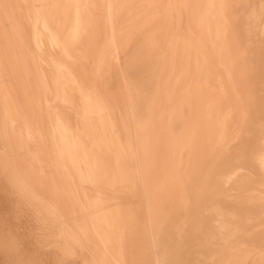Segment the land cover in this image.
Returning <instances> with one entry per match:
<instances>
[{"label": "bare ground", "instance_id": "obj_1", "mask_svg": "<svg viewBox=\"0 0 264 264\" xmlns=\"http://www.w3.org/2000/svg\"><path fill=\"white\" fill-rule=\"evenodd\" d=\"M51 1L47 0V4ZM236 1L220 0V6L211 7L203 23L199 24L206 0H134L126 9L116 39L111 44L108 42V49L104 47L98 52L94 63L89 44L85 45L79 58L70 53V47L84 34L88 24L86 13L92 0H65L60 9L64 21L60 24L58 39L52 38L49 35L52 33L48 34L47 28L41 24L36 26L34 17L39 7H36L35 0H0V71H4L9 79V84L0 88V164L6 172L3 173L10 177L17 196L37 206L38 213L45 220L57 225L58 235L68 241L71 255L81 250L87 252L90 254L88 264H218L228 258L235 244H224L225 241L231 243V239L224 240L222 232L221 236H215L209 217L233 214L236 207L238 212L247 213L251 209L250 196H246L245 189L239 192L238 199H227L228 196L226 199L206 198L212 193L205 189L212 185L208 181L209 171L217 161L226 159L229 162L235 157L238 163H242L241 168H249L258 178L259 163L262 159L264 163V120L255 111L259 95L256 100L257 92H250L252 86L245 85L249 76L245 81L240 74L238 81L246 86L243 88L234 79L236 69L232 71L237 60L231 49L241 40L233 39L236 42L232 40L234 45L230 49L229 40L232 38H227L231 31H228L227 19L231 17L230 3L234 5ZM238 8L236 17L233 16L237 19L244 14L245 7L240 9L242 13ZM236 9L233 10L236 12ZM106 13L108 19L111 18L109 2ZM67 26L70 31L64 48L60 38ZM95 29L92 38L100 45L103 33L98 34L99 30ZM140 34L143 38L132 48L135 56L129 67L137 68L146 58H156L153 71L157 67L160 75L166 47L168 42L171 44L166 68L172 90L167 100L171 108L159 123L160 134H156L155 126L144 125L142 116L146 114L141 115L143 112L140 111L139 115H134L128 98L130 92H136L126 79L117 83L111 92L105 87L114 70L123 66L118 58V48L125 51ZM249 37L255 41L253 35ZM146 42H151V47L142 50ZM241 43L237 47H241ZM39 48L47 53L46 57L40 56ZM58 63L65 67L66 74L58 70ZM90 64L95 65L98 72L92 71ZM231 71L234 78L229 76ZM253 77L250 76V82L254 81ZM196 84L205 93L206 110L210 113L208 122L198 117L199 109L193 96ZM260 103L259 106L263 102ZM180 117L183 120V125L179 123L182 128L178 124L181 129L174 125ZM175 118L178 119L175 121ZM220 119L225 121L223 128L219 126ZM234 123H237V131L232 142V133L229 140L228 133ZM180 169L189 170V184L193 187L189 206L183 205L176 197L173 177ZM148 175L152 176L155 186L151 193L143 188ZM222 184L225 185L224 181ZM122 186L131 197L152 195L155 206L150 205L148 216L146 213L148 221L146 224L145 220L143 228L139 229L136 210L131 206L99 209L105 200L99 196L100 189L96 187L106 190ZM225 233L230 237L232 232ZM175 242L181 244V251L171 262ZM234 255L232 259L248 262L243 255Z\"/></svg>", "mask_w": 264, "mask_h": 264}, {"label": "rangeland", "instance_id": "obj_2", "mask_svg": "<svg viewBox=\"0 0 264 264\" xmlns=\"http://www.w3.org/2000/svg\"><path fill=\"white\" fill-rule=\"evenodd\" d=\"M83 1H85V0H83ZM92 1H93V3L89 7V9L86 13L88 24L85 27L84 34L77 43L73 44L74 47L73 46L70 47V50H71L70 53H71L72 57L79 58L81 55V51L84 49L85 45L89 44L90 47L92 48L91 49V54H92L91 61L92 62L94 61V63H96L95 60H96V55L98 54V52L101 49H103L104 47H106L108 49L109 45L116 39L117 31H118L119 26L122 23L126 9H127V7H129L131 5V2H133L134 0H120V2H119V0H105V1L104 0H100V1L99 0H92ZM235 1L231 0V2H234V3H235ZM256 1L257 0H245V1L244 0H237L236 4H234V5H233V3H230L229 13H231L230 18L231 19L233 18V20H230V18H228L227 24H229L228 31L231 29V31H233V32L229 31L230 33H228L227 38L228 39L232 38L229 40L230 49H231V45H234L231 43L233 41H234L233 43H235L236 41H239V40H241L240 43L242 42L241 47L242 46L245 47V48L243 47L244 49L241 47H237V46H240L239 42H237L238 44L235 43V45H237V46H235V47L232 46L231 51L233 52V54H235L234 56L237 60V63H235V65L232 68L233 69L232 71H235L234 68L236 69L235 78L233 76L234 72L232 74V71L230 72L231 74L229 76H231V77L233 76L232 78L235 79L237 84L239 83L238 86H240V87L246 88V86H248V88H249L251 85L252 87H250V90L248 88L247 89L250 92H251V90H254L253 91L254 94L257 92V94H255L257 96L256 100H258V95H259V100L256 102L261 104L260 102L264 103V95H263L264 94V90H263L264 85H261L262 83L264 84V76H263L264 75V73H263L264 72V63H263V60H264V21L262 24H260V23L262 22V20H264V18H263L264 17V9H263L264 8V0L263 1L262 0L257 1V4H259V7L255 3ZM35 2H36V7L37 8L39 7V9L37 10V15L34 17L36 26L39 27V25L41 24L42 27H44L45 29L47 28L46 31L48 32V34L52 33V34H49L52 38L55 37L58 39L59 33H60V24L64 21V17L62 15L60 9L62 10V8L64 7L65 0H52L49 4H47V0H35ZM108 2L110 3V10L112 12L111 13L112 16L110 15L111 18H109V19L107 17V13H106V7H107ZM219 3H220V0H206L205 10L203 11V14H201V16L198 20V23L202 24L204 18L207 15L208 10L211 7H213L215 4L219 5ZM246 5H247V7H246ZM251 5H253V6L250 7ZM256 6L258 8H255ZM52 7H53V9H52ZM230 7H232V8H230ZM236 8L239 9L240 13L244 12V14H245L244 15L242 13L241 16H239L240 13H238V16H239L238 19L239 20L237 18H235L236 14L238 12V10ZM242 8H244L245 10L244 9H243V11L240 10ZM247 8H249V9L247 10ZM93 9H95L96 11ZM117 9H118V11H117ZM231 9L232 10L236 9V12L233 10V12H235V13H233ZM256 9H258V10H256ZM115 11L117 14L115 13ZM218 13H219V11H218ZM255 13H256V16H255ZM234 14H235V17H233ZM118 15H119V17H118ZM4 16H5V14L3 13L2 14L3 20L6 17V16L5 17ZM105 16L107 17L106 19H105ZM113 18H114V20H113ZM242 18L245 19V20L243 19L244 22H243ZM240 19L242 21H240ZM107 20H108V22H107ZM110 20H111V23H110ZM228 20H230L231 22L229 23ZM239 21H240V25L243 28L239 25V29H238L237 24H239L238 23ZM247 21L250 23H247ZM252 21H253V23H251ZM103 22H104V24H103ZM105 22H107L106 27H105ZM98 25H99V28H98ZM233 26L237 30L234 29ZM232 27L234 30L232 29ZM95 28L97 30H99L98 34L101 35L103 33L102 34L103 36L101 35V37H100V40L103 38L102 41H100L101 46L99 45L98 41H96L95 39L92 38V33H93V30ZM243 30H245V31H243ZM62 31L63 32H62L61 38H60L61 44L64 48H66L67 47L66 37L68 35V32L70 31V27L69 26L64 27ZM234 31H236V33ZM241 31H243V32H241ZM112 33L114 35H112ZM239 33H240V36L238 35ZM256 34H258V37L260 39H258ZM252 35L254 36L255 41L253 40V37H252V39L249 37ZM142 38H143V34L136 36L135 39L130 42V46L125 51L118 48V58L120 61H122L123 66H122V68L118 66L114 70L112 75L107 80L108 82H107L105 87L108 88V92H111V91L115 90L117 83H121L123 81V79H126L128 81V83L131 85L132 90L133 91L135 90V92H136L135 94L130 92V94H129L130 97L128 98L131 102V107L132 106L134 107V108L132 107V109L136 113L134 115H137L140 111L143 112V113L140 112L141 115L146 114L145 116H142L143 120L145 121L144 125L145 126L151 125L153 127L155 126L156 127V129H155L156 134H160V131H158L159 129H157V128H159L160 124L162 123L164 118L167 116V114L171 108L167 102V100L171 94V91H172L170 85L165 92V89L167 88L168 81H169L168 80L169 74L166 72V68H167L168 58L170 57L169 53H170L171 44H170V42H168V45H167L166 50H165V55H164L165 58L163 57L164 58L163 59V63H164L163 67L164 68H162L161 74L159 75L157 67H155V69L153 71L154 63H155V61H157L156 58L155 59L146 58L145 61L141 65L137 66V68L136 67H129L130 63L132 62V60L135 56V54H134L135 52L134 53L131 52L133 50L132 48H134L138 44V42H140L142 40ZM243 38H245L244 39L245 41L243 40ZM233 39H235L236 41ZM250 39L252 41H250ZM245 42H246V45L244 44ZM107 43H108V46L106 45ZM252 46H254V47L257 46V48L255 47L256 49H254V47L252 48ZM150 47H151V42H146L142 45L141 49L142 50H148ZM250 47H251V49L249 50ZM39 50H40V52H39L40 56L46 57L47 53L45 51H43L42 48H39ZM237 51H239L238 54H237ZM253 51H254V53H253ZM250 55H251V58H250ZM259 55L262 58L259 57ZM247 56H248V58H247ZM255 57H256V59H255ZM244 58L247 61H245ZM258 59H260V61ZM245 62H246V64H245ZM251 62H252V64H251ZM253 62H255V63H253ZM241 63H243V65L245 64L244 65L245 67L243 65L241 66ZM239 64H240V66H239ZM248 64L251 66L249 67ZM253 64H255V65H253ZM252 65H253V68H252ZM57 67H58V70H60V72L62 74H66L65 67L62 66V64L58 63ZM248 68H249V70H248ZM90 69L92 71H94L95 73L98 72L95 65L91 66V64H90ZM238 69H239V71H238ZM256 69H258L259 71L257 70L258 71L257 72ZM131 70H133V71H131ZM252 70L254 71V74H251V73H253ZM260 71L263 73V75H261L262 73ZM247 72H250V73H247ZM257 73H259L260 76ZM240 74L245 79V81L248 78V76H249V79H250V76H255V77H253L254 81L252 80L250 82L251 79L250 80L248 79L247 80L248 82L247 81L245 82V85L246 84L247 85L244 86L242 84V82L238 81V79L240 78ZM246 74H248V75H246ZM255 74H257V76ZM4 76H5V78H4ZM6 76L7 75L5 74L4 71H0V88L5 87L9 84L8 83L9 79H7L8 77H6ZM153 78H155V79H153ZM159 78H160V80H159ZM256 78H258L257 79L258 81L256 80ZM258 82H260V84ZM259 85H260V89L258 88ZM193 87H194L193 88V96L197 102L198 109H199L198 117L201 120L203 118V121L207 120L206 122H208L210 119V113L206 110V105H205V99L206 98L204 95L205 94L204 90H203V88H201V86L199 84H196ZM254 87H256V89ZM258 91H260V92H258ZM132 95L133 96L135 95L134 98ZM176 96H177V94H176ZM1 97L2 96H0V98ZM160 98H161V100H160ZM131 100L135 101V104ZM160 101H161V103H160ZM139 102L142 106L139 104ZM143 102H145V103H143ZM1 103L2 102H0V104ZM158 103L164 109V112L162 113L163 115H160L159 118H158V114L156 116V112H155ZM263 103L260 106L258 104L255 111L259 112V114H260L259 116H262V119L264 120V110H260V109H264V107H261V106H264ZM136 104H138L139 106H137ZM140 106H141V109H139ZM179 112H180V114L182 113L181 110ZM177 119L178 118H175V121ZM155 120L158 121V123ZM178 121H180V122H178ZM181 121L183 122L182 118L180 117L177 120V122H175L174 125L179 127V125L182 123ZM233 121L235 122L234 118H233ZM181 125H183V124H181ZM181 125H180V127H181ZM219 126L222 128L225 126V121L223 119H220ZM236 127H237V123H234L232 129L230 130V133H228V140H229V135L232 133V135H231L232 142H233V135L237 131ZM180 129H178V133L180 132L179 131ZM175 131L177 132V130H175ZM262 160L259 163L260 165L258 166L259 167V171H258L259 174L258 175L260 176V179H258L259 178L258 175H257L258 178L256 177L257 178L256 179L254 177L255 174L253 175V171L249 170V168L247 170H244L243 168H241L242 163H238V160L235 157H232L229 162L226 159H223L222 161H217L216 163L212 164L213 169H211L209 171L208 181L212 185L210 186L209 189L206 186L205 189H207L208 191L210 190L212 193L209 191L211 194H208V196L206 195V198L210 197V199L211 198L218 199V198L223 197L222 199H226V197L228 196L227 199L228 198L232 199L233 197L238 199L239 198V192L241 190H245V189H246L245 191H247V194H248L246 196L251 197V198L248 197L249 198V205H250L251 209H249V211L247 213L238 212V208L236 207V212L233 214H230L227 216H221V217L210 215V217H209L210 222L212 223L211 226L213 225L212 230L214 231V233H216L215 236L217 234H218L217 236H221V234H222L221 237H223L224 240L228 239V238L231 239V243H227L225 241L224 244L232 246L234 243L235 245H233L232 247L236 248V249L234 248V250L232 248L233 253L235 255L232 253V250H231V252H229V254H228V258L225 259V262H223V263L218 262V264H264V256H262L264 254V163ZM185 166L186 165H184V167ZM235 166H237L238 170L240 168L239 172L237 171V168H235ZM222 167H225L226 170L222 169ZM232 167L237 172L235 170L231 169ZM231 170H233V171H231ZM248 170H249V172H248ZM224 171L226 173H224ZM3 172H5V171L3 170V167L0 164V264H88V262H86V261L89 260L90 254L88 255L87 252L81 250V251H78V254H76L78 256H76L74 254L71 255V253L68 251V247H70V245L68 244V241H65L61 236L58 235L57 225L53 224L51 221L45 220L40 215V213H38V211H37L38 207L37 206H34V204L28 203L26 200L24 201L22 198L20 199L19 196H17L18 194L16 192H14V189L11 186L12 182L9 179L10 177L7 174H5L6 172L5 173H3ZM188 172H189V170L180 169L173 177L174 188L178 193L176 195V197L180 200V202L183 205H186V206L190 205L189 200H190V198H192L190 191L193 189V187H191V185L189 184ZM243 172H245V173L248 172V174L247 175H245V173L242 174ZM232 173H233V176H232ZM221 175H222V177H221ZM243 175H245V177H243ZM246 176H249V177H246ZM151 178H152V176L148 175L147 180H144V185H143L144 190L146 191L148 189V191L150 193L153 192V190L155 188L154 183H153V179L151 180ZM233 178H234V180H233ZM242 178H244V179H242ZM7 179H9V180H7ZM213 179H215V180H213ZM150 180H151V182H150ZM251 180L254 182H252ZM219 181H221V182H219ZM223 181H224L225 185L222 184ZM234 181H235V184H233ZM239 181L241 183H239ZM249 181L253 185L251 183H248ZM255 181H256V183H255ZM226 182H228L230 184V186ZM147 184H148V186H147ZM96 188L100 189L98 191V194L101 198H103L105 200V202H103V204L99 207V209L102 210L103 208H116V207H121L123 205H128V206L133 207L136 210L137 223H139V225H138L139 229L143 228L147 224V221H148L147 216L149 214L148 209L155 206V204H154L155 201H154V199H152V195H146L144 197L137 195V197L136 196L131 197V194L128 193L127 190L123 186L117 187L114 189H106V190L101 189L100 187H96ZM151 189H152V191H151ZM225 189H227V190H225ZM215 190H216V192H215ZM250 190H251V193H250ZM109 191L112 192V195H111V192H109ZM252 194H253V196H252ZM119 195H120V197H119ZM243 196H241V198H243ZM141 198H143V199H141ZM181 198H183V199H181ZM150 205H151V207H150ZM31 211H32V213H31ZM146 213H147V216H146ZM34 216H36V217H34ZM213 218H215L216 220L215 219L213 220ZM145 220H146V224H145ZM235 220H236V222H235ZM216 222H217V224H216ZM48 224L51 226V227L49 226L51 229L48 227L47 228L48 231H47L46 227L48 226ZM215 226L217 227V229H215L216 228ZM49 229L51 230V232ZM243 230L246 233L243 232ZM227 231L232 232L230 235L231 238L229 236H227L228 234L225 233ZM248 233H250V234H248ZM42 234H45V235H42ZM244 234H246L248 236V238H246L247 236ZM137 236L139 237V234H137ZM243 236H246V237H243ZM241 239H244V240L242 241ZM39 240H41V241H39ZM59 240L64 241V244L63 243L61 244V241H59ZM245 241H247V242L245 243ZM242 243H244L245 246L242 245ZM237 245H239V246H237ZM241 246L244 248L242 249ZM249 247H251L250 250L248 249ZM235 250H236V252L238 251L237 253H240V254H236ZM180 251H181V244L178 242H175L173 247H172L171 262L175 261V258L179 255ZM243 252L246 253V257H245V254ZM233 255L234 256L243 255L242 257L247 259L248 262H245V260L244 261L243 260L238 261L236 259H232L231 257ZM250 257H252L251 260H250ZM183 263L184 262H182V263L177 262L175 264H183ZM204 263L205 264L206 263L216 264L217 262H193V263L192 262H185L184 264H204Z\"/></svg>", "mask_w": 264, "mask_h": 264}, {"label": "crops", "instance_id": "obj_3", "mask_svg": "<svg viewBox=\"0 0 264 264\" xmlns=\"http://www.w3.org/2000/svg\"><path fill=\"white\" fill-rule=\"evenodd\" d=\"M169 60H170V58H168V62H169ZM167 64H168V63H167ZM168 78H169V77H168ZM168 80H169V81H168V86H167V88L165 89V92H166V90H167L168 87H169L170 78H169ZM160 100H161V98H160ZM160 103H161V101H160ZM162 103H163V102H162ZM161 105H162V104H161ZM159 107H160V108H159ZM155 112H158V113H156V114H158V118H159V116L164 112L163 107H161L159 103L157 104V108H156ZM159 127H160V126H159Z\"/></svg>", "mask_w": 264, "mask_h": 264}]
</instances>
